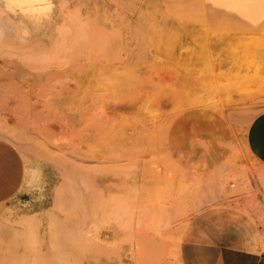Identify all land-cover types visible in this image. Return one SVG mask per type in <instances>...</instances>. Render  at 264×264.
Returning a JSON list of instances; mask_svg holds the SVG:
<instances>
[{
	"label": "rangeland",
	"instance_id": "obj_1",
	"mask_svg": "<svg viewBox=\"0 0 264 264\" xmlns=\"http://www.w3.org/2000/svg\"><path fill=\"white\" fill-rule=\"evenodd\" d=\"M108 1L9 11L0 0V140L25 167L19 195L0 204V264H231L264 253V168L245 142L264 113V10L246 21L220 0ZM101 45L106 60L93 61ZM117 70L120 91L101 95V77ZM121 124L133 136L123 151L89 155L90 140ZM120 171L123 208L99 207Z\"/></svg>",
	"mask_w": 264,
	"mask_h": 264
},
{
	"label": "bare ground",
	"instance_id": "obj_2",
	"mask_svg": "<svg viewBox=\"0 0 264 264\" xmlns=\"http://www.w3.org/2000/svg\"><path fill=\"white\" fill-rule=\"evenodd\" d=\"M38 0H15V2H17V3H19V4H25V5H27V6H29V5H31L32 3H35V2H37ZM94 1V0H93ZM108 1V0H107ZM110 1V0H109ZM108 1V2H109ZM112 1V0H111ZM199 1H202V0H199ZM211 1V0H210ZM114 2V1H113ZM203 2V1H202ZM211 2H213V1H211ZM214 2H216V1H214ZM213 2V3H214ZM219 2H221V4L223 5V7L221 8V9H224V10H226L225 9V7H227L228 9L230 8V10L231 9H233V10H238L239 11V13L241 12V14H243L244 15V18H245V20L248 18V20L249 19H254V17L256 16V14L257 15H260L261 13H262V11L264 10V0H220ZM219 2H218V4H219ZM111 3V2H110ZM109 3V4H110ZM133 5V4H132ZM217 5V4H216ZM215 4H214V6L215 7H219L220 8V5L219 6H216ZM91 6V5H90ZM172 6H174V4L172 5ZM93 7V6H92ZM96 7H98L97 5H96ZM116 7V6H115ZM135 7V6H134ZM139 7V6H138ZM168 7V6H167ZM83 8V7H82ZM140 8V7H139ZM170 8V7H169ZM168 8V9H169ZM174 8H175V6H174ZM177 8H178V6H177ZM198 8V7H197ZM171 9V8H170ZM122 10V9H121ZM229 10V11H230ZM232 10V12H235V13H238V12H236V11H233ZM262 10V11H261ZM88 11V10H87ZM167 11V10H166ZM228 11V10H227ZM93 12V11H92ZM91 12V13H92ZM176 12H177V10H176ZM259 12H261V13H259ZM174 13V12H173ZM199 13V12H198ZM259 13V14H258ZM149 14H150V12H149ZM175 14V13H174ZM197 14V13H196ZM157 15V14H156ZM171 15V14H170ZM175 15H177V14H175ZM200 15V14H199ZM242 15V16H243ZM263 15V13L260 15V17ZM120 16V15H119ZM131 16V15H130ZM240 16V15H239ZM247 18H246V17ZM94 17V16H93ZM98 17V16H97ZM107 17V16H106ZM181 17V16H180ZM202 18H203V16H201ZM119 18V17H118ZM153 18V17H152ZM169 18V17H168ZM243 18V19H244ZM256 18V17H255ZM257 18L258 19H260L258 16H257ZM256 18V19H257ZM98 19V18H97ZM256 19H254V20H256ZM257 19V20H258ZM127 20H128V18H127ZM205 20V19H204ZM248 20H246V21H248ZM256 20V21H257ZM124 21V20H123ZM250 21H252V20H250ZM249 21V22H250ZM255 21V22H256ZM91 21H89V23H90ZM93 22V21H92ZM91 22V25L94 23H92ZM254 22V21H253ZM252 22V23H253ZM110 23V22H109ZM125 23V22H124ZM127 23V22H126ZM129 23V22H128ZM90 25V26H91ZM126 25V24H125ZM124 25V26H125ZM95 26H97V25H95ZM94 27V26H93ZM128 27V26H127ZM143 27V26H142ZM113 28V27H112ZM97 29V28H96ZM131 29V28H130ZM95 30V29H94ZM100 29L98 28V31H99ZM93 31V30H92ZM96 31V30H95ZM101 32H105V31H102V28H101ZM99 33L98 32V34H96L95 36L93 35V34H95L94 32H93V37H96L97 35H99V37H101L100 35H102V33ZM116 32V31H115ZM115 32H114V34H115ZM97 33V32H96ZM106 33V36H108L107 38H109L110 36H112L111 34H108V32H105ZM188 34H189V32H187ZM108 34V35H107ZM116 34H117V32H116ZM115 34V36L117 37V35ZM135 34V33H134ZM169 35V34H168ZM103 36L105 37V34H103ZM92 37V36H91ZM93 37H92V39H93ZM98 37V36H97ZM95 38L96 39V42L98 41L99 42V40H100V38L98 37V38ZM103 37V39L104 40H106V37L104 38ZM114 37V36H113ZM113 37H110V39L111 38H113ZM160 36H158V38H159ZM149 38H150V36H149ZM170 38V37H169ZM172 38V37H171ZM98 39V40H97ZM102 38H101V40H103ZM114 39V38H113ZM112 39V40H113ZM160 39V38H159ZM208 39V38H207ZM94 40V39H93ZM103 40V41H104ZM150 40V39H149ZM103 41H100L99 43L100 44H102L103 43ZM109 41V40H108ZM108 41H107V44H105L106 46H104L103 44V46L104 47H107V45H108ZM152 41V40H151ZM153 41H154V38H153ZM105 42V41H104ZM165 42V41H164ZM178 41H176L175 43H177ZM95 43V42H94ZM159 43V42H158ZM163 43V42H162ZM166 44V43H165ZM181 44H182V42H181ZM102 45L101 46H96L95 47V49L94 50H96L97 48V53H96V51L94 52L93 50H91V53H92V55L93 54H95L94 55V57H95V59L93 60V61H95L96 60V57H98L99 56V58H97V59H100L101 60V58L100 57H102V55L104 56V58H105V53H107V51H106V49L108 48H103V49H105V50H102ZM127 46V45H126ZM156 46V45H155ZM174 46H176L175 44H174ZM188 46V45H187ZM194 46V45H193ZM176 48V47H175ZM122 49V48H121ZM129 49V48H128ZM162 49V48H161ZM193 49V48H192ZM130 50V49H129ZM93 51V52H92ZM100 51V53H98ZM104 53V54H102V52ZM106 51V52H105ZM196 51H197V48H196ZM193 52H195L194 50H193ZM198 52V51H197ZM210 52V51H209ZM196 53V52H195ZM98 54V55H97ZM197 54V53H196ZM91 54L89 55V56H92ZM97 55V56H96ZM94 57H91V58H94ZM122 57V56H121ZM103 58V57H102ZM146 58H148V57H146ZM155 58V57H154ZM118 59V61H119V58H117ZM211 59V58H210ZM99 60V61H100ZM105 60H106V58H105ZM121 60H122V58H121ZM151 60V59H150ZM149 60V61H150ZM92 61V60H91ZM102 61V60H101ZM123 61V60H122ZM212 61H213V59H212ZM88 62H89V60H88ZM101 63H103V62H101ZM115 68V67H114ZM244 75V74H243ZM216 76V75H215ZM125 75H123V70L121 71H119V70H117V71H115L113 74H111V75H107V76H103V77H101V81H100V83L101 84H99L100 86H98V92L101 94V95H113V94H116V93H118L119 91H120V88L122 87V85H123V80L125 79ZM132 77H133V75H132ZM222 78V77H221ZM131 79V78H130ZM226 80H228V79H226ZM225 81V80H224ZM227 82V81H226ZM234 82H237V81H234ZM203 83V82H202ZM228 83V82H227ZM226 84V83H225ZM233 84H235V83H233ZM249 84V83H248ZM218 85H219V83H218ZM232 85V84H231ZM217 87V86H216ZM228 88V87H227ZM87 90V89H86ZM219 90V89H218ZM228 90V89H227ZM114 100V99H113ZM96 106V105H95ZM98 108V107H97ZM100 110H102V109H100ZM133 116V115H132ZM136 118H134V119H132V121L133 120H135ZM138 119V118H137ZM86 121V120H85ZM136 121L137 120H135L134 122H135V124H136ZM138 122V121H137ZM93 124V123H92ZM134 124V125H135ZM137 125V124H136ZM98 127V126H97ZM109 128V127H108ZM100 131H102V130H100ZM106 131V130H105ZM104 131V132H105ZM96 132V131H95ZM94 137V136H93ZM124 137H133L131 134H129V133H127V131H126V129H124L123 128V124H121V126H120V129H115V131H113V132H106V133H103L101 136L99 135V137L96 139H93V140H90L89 142H88V145H87V151H88V153H89V155H93V154H95V151L96 150H103V151H106L107 149H109V148H112V147H116V148H118V149H123V138ZM87 143V142H86ZM123 151V150H122ZM100 153V152H99ZM118 154V153H117ZM116 154V155H117ZM119 155V154H118ZM118 163H116V167L118 166L117 165ZM121 164V163H120ZM113 165H114V163H113ZM75 166L76 167H78L77 166V164H75ZM74 166V167H75ZM108 166V165H107ZM120 166V165H119ZM121 166H122V164H121ZM75 167V168H76ZM113 167H115V166H113ZM123 167V166H122ZM121 167V168H122ZM100 168V167H99ZM121 168H117V170L119 171V169H121ZM71 169V168H70ZM90 169V168H89ZM73 170V169H72ZM79 170V169H78ZM117 170L115 171V172H117ZM77 171V170H76ZM90 171H91V169H90ZM95 171H97L96 169H95ZM94 171V172H95ZM112 171H114V170H112ZM122 171H123V168H122ZM71 172V171H70ZM92 172V171H91ZM90 172V173H91ZM98 172V171H97ZM66 173V172H65ZM82 173V172H81ZM96 173V172H95ZM119 173V175L116 177V183L113 185V186H110L108 183L106 184H104V186H102V188L99 190V192H97V193H99L98 194V196L100 195V193L102 194V199H101V203H100V205H99V207H102L103 205H107L108 203H109V209L111 208L110 206H111V204H110V202H114V204L118 207V208H123V172L121 173V171L120 172H118ZM70 174H72V173H70ZM69 174V175H70ZM94 175V174H93ZM97 175V174H96ZM125 175V174H124ZM72 176V175H71ZM82 176V175H81ZM70 177V176H69ZM72 177H76V176H72ZM78 177H80V176H78ZM92 177V176H91ZM95 177V176H94ZM61 179H62V176H61ZM66 179V178H65ZM73 179V178H72ZM76 179H78V178H75V180ZM84 179V178H83ZM82 178L79 180V181H76V185L77 184H79V182H81V180H83ZM111 179H113V178H111ZM69 180V179H68ZM93 181H94V179H93ZM102 181V180H101ZM62 182V181H61ZM69 182H71L70 180H69ZM75 182V181H74ZM64 183V182H63ZM68 183V182H67ZM82 183L83 182H81V184H79V185H75L77 188H79V187H81L80 185H82ZM87 182L85 181V184H86ZM98 183V182H97ZM96 183V184H97ZM82 185V187L81 188H83V186H85L86 187V185ZM100 184V183H99ZM64 185V184H63ZM73 185V184H72ZM79 186V187H78ZM91 186H94V185H91ZM64 187V186H63ZM67 186H65V188H66ZM84 187V188H85ZM80 188V189H81ZM89 188H90V184H89ZM89 188H88V190H89ZM62 188H60V190H61ZM69 189V188H68ZM93 189V188H92ZM91 189V191H93L94 192V190L96 189V188H94V190H92ZM86 190V191H85ZM85 190H84V192H87V187L85 188ZM97 190V189H96ZM69 191H71V193L74 191V190H71V188H70V190ZM92 192V193H93ZM96 192V191H95ZM67 193V192H66ZM69 193V192H68ZM76 193V192H75ZM81 193V192H80ZM79 193V194H80ZM86 194V193H85ZM88 194H90V193H88ZM62 193H61V197H62ZM64 195H65V193H64ZM66 196V195H65ZM75 196V195H74ZM82 195H80V197H81ZM101 196V195H100ZM100 196H99V202H100ZM84 197V196H83ZM64 198V197H63ZM68 198V197H67ZM79 198V197H78ZM89 198V197H88ZM91 199V198H90ZM125 199V198H124ZM61 200H62V198H61ZM68 200V199H67ZM63 201V200H62ZM79 201V200H78ZM65 202V201H64ZM69 202V201H68ZM88 202V201H87ZM98 202V203H99ZM74 204H76V201L74 202ZM93 204V206H94V203H92ZM72 205V204H71ZM105 205V206H106ZM80 206V205H79ZM78 207V206H77ZM95 207V206H94ZM108 207V206H107ZM83 207H81V209H82ZM64 209V208H63ZM78 209H80L79 207H78ZM85 209H86V207H85ZM101 209V208H100ZM108 209L106 208V211H107ZM113 210V209H112ZM86 211H88V210H86ZM93 211V210H92ZM101 211V210H100ZM85 212V211H84ZM94 212H96V210H94ZM114 212V210L112 211V213ZM81 213V212H80ZM92 213V212H91ZM104 213V212H103ZM64 214H65V211H64ZM84 214V213H83ZM84 215H86V214H84ZM101 215V214H100ZM112 215V214H111ZM82 216V215H81ZM91 216V215H90ZM114 216V215H113ZM93 217H94V215H93ZM102 217V216H101ZM100 217V218H101ZM107 217V216H106ZM109 217V216H108ZM117 217H118V215H117ZM96 219L98 218V216L97 217H95ZM111 218V217H110ZM66 220V219H65ZM107 221H108V219H106ZM105 220V221H106ZM110 220V219H109ZM76 221V220H75ZM99 223V222H98ZM102 223H104V222H101V224ZM77 227V226H76ZM79 227V226H78ZM80 229V228H79ZM78 229V230H79ZM79 232V231H78ZM82 234V233H81ZM82 235H84V234H82ZM77 237H78V235H77ZM74 240H76V239H74ZM80 240V239H79ZM88 240H86V242H87ZM78 243H81V242H78ZM88 243V242H87ZM74 244V243H73ZM81 248H82V246H81ZM94 248H95V246H94ZM79 249V248H78ZM101 249V248H100ZM105 249V248H104ZM103 249V250H104ZM81 250V249H80ZM95 250V249H94ZM98 252V251H97ZM98 254H99V252H98ZM101 254V253H100ZM99 254V255H100ZM86 256V255H85ZM102 256V255H101ZM105 256V255H104ZM106 257V256H105ZM92 258V257H91ZM94 258H95V255H94ZM96 259V258H95ZM100 259V258H99ZM92 260V259H91ZM97 260V259H96ZM106 261H107V259H106ZM121 262H122V260H121Z\"/></svg>",
	"mask_w": 264,
	"mask_h": 264
},
{
	"label": "crops",
	"instance_id": "obj_3",
	"mask_svg": "<svg viewBox=\"0 0 264 264\" xmlns=\"http://www.w3.org/2000/svg\"><path fill=\"white\" fill-rule=\"evenodd\" d=\"M245 137L249 155L264 168V113L252 121ZM24 180L25 167L20 153L7 141L0 140V204L19 195ZM231 264H264V253L254 254L246 260L235 257Z\"/></svg>",
	"mask_w": 264,
	"mask_h": 264
},
{
	"label": "clouds",
	"instance_id": "obj_4",
	"mask_svg": "<svg viewBox=\"0 0 264 264\" xmlns=\"http://www.w3.org/2000/svg\"><path fill=\"white\" fill-rule=\"evenodd\" d=\"M5 6L7 7L9 11H12L18 7H21V4L11 2V0H5Z\"/></svg>",
	"mask_w": 264,
	"mask_h": 264
}]
</instances>
